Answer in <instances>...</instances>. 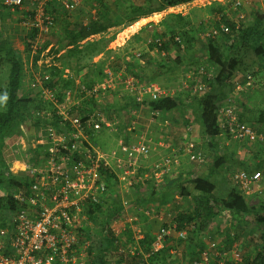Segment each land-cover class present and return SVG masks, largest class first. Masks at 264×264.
I'll use <instances>...</instances> for the list:
<instances>
[{"label":"built area","instance_id":"obj_1","mask_svg":"<svg viewBox=\"0 0 264 264\" xmlns=\"http://www.w3.org/2000/svg\"><path fill=\"white\" fill-rule=\"evenodd\" d=\"M48 1L30 0L29 7L23 0H1L3 6L20 13L23 24L29 30L27 35L32 38L27 41L31 46L28 69L33 78L32 87L41 90L43 104L47 107L32 112L33 119L39 122L38 131L29 137L27 147L23 141L19 142L25 157H34L38 161L33 163L27 158L28 161L23 159L21 171L33 183L26 189L16 186L0 193L2 197L14 201V208L5 213V225L0 227V264H91L86 236L95 230L96 218L90 219V212L93 211L92 215L95 216V206L106 201L109 196L107 175H115L119 192L137 183L143 176L150 180L154 178V173L161 178L168 176L172 168L178 165L180 155L174 150V153L146 166L151 149L145 142L127 143L119 139L118 147L111 151H105L97 145L95 137L100 131L118 133L116 117L109 107L99 102L97 84L87 87L68 72L63 73V78L72 79L73 85L63 90L60 98L56 89L49 86L50 70L58 68L55 59L60 52H52V45L42 46L55 25L54 18L44 8ZM59 1L67 12L73 11L81 2ZM250 3L251 0L232 1L237 19L244 18L242 10ZM33 29L37 30L34 36L31 35ZM165 40L155 39L153 43L161 46ZM174 40L179 42L178 37ZM36 54L38 59L34 62L32 57ZM130 58L139 60L142 53H131ZM103 72L108 85L114 83L116 76L113 74L117 73V83L137 102H142L146 97L157 99L168 96L154 82L140 81L126 71L125 66L112 73V69L106 65ZM191 75V79L188 77L181 83V89L189 90L192 96L199 98L207 89L211 73L204 66H199ZM246 81L251 84L250 76H247ZM128 112L130 117L136 113L134 109H128ZM238 113L237 106L233 104L220 108V133L240 142L264 143V134H257L252 128L241 124ZM195 147L196 143L189 140L180 150L189 155L190 162L203 161L204 156ZM29 149L37 153L29 154ZM18 173L16 171L13 174ZM230 182L244 198L263 187L261 178L238 171L231 174ZM222 217L230 218L225 211ZM120 218L122 215L118 220ZM193 227V224H189L186 228L190 230ZM171 231H176L175 224L171 229H160L156 241L161 242ZM176 235L177 239L185 241L187 230L177 231ZM113 246L119 253L125 252L117 239L113 241ZM229 250L230 255L226 251L219 252L218 241L208 234L206 247L188 264H252L250 258L239 254L236 246Z\"/></svg>","mask_w":264,"mask_h":264},{"label":"crops","instance_id":"obj_2","mask_svg":"<svg viewBox=\"0 0 264 264\" xmlns=\"http://www.w3.org/2000/svg\"><path fill=\"white\" fill-rule=\"evenodd\" d=\"M82 1L83 2H81L78 7L79 9L72 13V15H70L71 17L67 18L60 16L57 18L56 29L53 30L54 32L50 37L52 40H55V43L52 42L53 44H56L57 41L68 40L67 38L72 36V33L74 34L79 30H83L89 23V20L92 19L94 22L97 21L104 26L108 25L107 29L104 32L84 36L80 43L92 41L99 37L109 38L113 34L115 35L106 46V50L93 58V62L104 63L108 55L116 56L126 61L127 55H131V53L134 52H141V59H131L129 61V63L132 61V64L128 66L130 71L138 73V75L145 78L146 81L154 82L161 89H165L162 85L171 84L170 81L174 74H179L178 77L176 75V85L172 87L171 90H165L169 97H173L178 101V108L168 113L154 114V117L151 116V112H149V108L146 106L134 109L136 113L134 116L132 115L130 117L127 109H130L132 105L128 101L129 97L122 91L116 79V70H119L124 62L121 63L122 65L120 67L106 64L112 69V73H116L113 74L116 78L112 85L106 83L105 77L101 81L94 82L99 86V102L101 101L104 103L103 105L111 109L117 121L118 133L114 134L108 132L110 137H114L115 148L113 147L108 151L116 149L118 147L117 142L121 139L127 143L140 141L148 144L153 152L147 159L154 158V162L162 159L167 154L174 153L172 152L174 150L180 153L178 165L172 168L168 176L161 178L154 173V178L149 181L151 186H154L151 190L148 189L150 204L154 206V213H151L150 209L137 208L136 211L138 210V213L135 217L130 219V222L129 220L127 223L121 222L120 220L126 219V216L127 219H129L127 212L128 209L133 206L132 202L129 204L126 203L127 201L124 202V210L121 214L122 218L110 224L112 236L114 235L116 239H119L126 250L129 246L136 249L139 246L141 248H139V251L142 254L143 260L149 264L147 258L144 257V255H146L144 249L148 248L146 240L148 238L156 240L159 230L163 227L171 229L170 226L173 225L172 219L176 216L173 212L175 211L173 206L174 202L178 207L176 213L188 212L194 207L195 194L192 189L193 179L196 176L208 174L213 183L217 181L219 183L220 177L224 179L222 169L221 171H216L212 175L207 169L210 161H212V158L215 157L217 153L231 160V162L225 165V168L231 166L233 172H244L249 176L259 177L262 179L263 187L260 188L261 190L255 191L252 196L244 198L250 210L245 217H243V215H237L232 218L229 214L231 217V221H229L224 218L225 216L222 217L221 215L209 227V234L212 235L213 239L218 241L219 252L223 253L226 251V253L230 255L231 252L229 249L236 246L239 254L245 258L253 257L256 253L257 241L253 224L250 221L253 219V212L264 207V143L258 141L242 143L224 133H220L214 139L206 137L198 121L199 112L195 109L196 107L193 106L195 100L187 98L184 92L185 90L181 89V83L188 77H190V79L192 78L191 72L197 69V67H199L198 65L205 66L207 70L211 69L208 64L205 63L207 51L203 50V46L199 43V45L197 44L198 46L193 45L188 50L176 51V53L174 51L166 52L156 49L152 39L156 33L163 35L168 32V29H171L173 31H185V37L190 41L194 40V43L198 40L203 41L205 29L202 26L204 24L209 25L214 19L218 20L219 16L216 17L215 14L209 15L207 11L202 9L215 1L224 4L227 0H191L190 2L181 3L160 12H151L148 9H144L142 14L130 13L128 18L123 14V7L127 8V6L130 5V1L133 2L134 5L141 6L143 0H121L123 7L119 6V9H117L120 13V19L117 23L120 25L113 27L110 26V24L115 23L116 19L114 20L112 18L113 13L115 14V8L112 2H105L103 4V7L107 11L105 14L95 16V10H88L89 5L85 4V0ZM29 2V0H25L26 5L30 7L31 5L28 4ZM250 6L251 9L247 12L254 10L264 13V0H251ZM196 7L197 9H194ZM0 9L2 10L1 6ZM88 13L90 15L86 16ZM12 14V10L8 9H3L0 12V30L1 28L4 29L5 37L11 42L13 49L17 51L18 46L16 43L19 38H16L15 31L11 28V25L14 23L9 20ZM59 18L63 26L61 30L57 28V25L60 24L58 22ZM176 22L180 24L176 26ZM196 25H198L197 28L199 29L197 32L195 31ZM175 27L181 28L175 29ZM209 32L212 33L215 31L210 30ZM61 50L57 58L63 54L65 48ZM108 50L110 51L109 53H107ZM175 58L176 60L180 59V63H178V61L174 63ZM263 63L264 59H260L255 65V69L257 68L255 71H258V74L255 75V84H248L247 81L244 80L247 72L243 74L242 69H235L230 82L225 90H223L224 97L222 98L223 100L218 103V107L222 108L224 105L230 103L235 104L239 111L238 117L240 123L251 127L256 132L264 134V89L261 87L264 82ZM106 65H104V67ZM75 67L73 63L63 65L59 58L57 69H59L62 74L72 72L75 70ZM76 70H79V68ZM92 70L93 69L87 72L91 74L93 79L95 78V80H97L99 76L95 77ZM67 80L70 81V78ZM160 80L162 82H158ZM4 84L5 80H2L0 82V87H3ZM72 85L73 84H70V86ZM105 85H107V87ZM227 95L229 97H227ZM6 139L8 140V137ZM6 139L3 140V149L9 147ZM189 140H193L197 144L198 151L204 158L206 157L205 160L189 163L185 152L180 150L183 148L186 141ZM163 144L165 146H163ZM3 152L5 151H0L2 156ZM10 153L11 150L4 153L6 158L5 163L8 169L12 173H16V171L22 172V157L17 158ZM228 177L230 181V176ZM141 180H143V177H141ZM141 180L139 179L138 182ZM233 190L234 189L231 187V190L227 192L225 196L216 198H228ZM236 190L237 189L234 191ZM146 192H143L142 187L140 188L141 196H143V194L145 195ZM189 205L190 207H188ZM207 235V233L204 234V242L202 243L203 249L206 247ZM164 239L171 247L168 253L171 257L176 258L177 253L175 248L180 243V246L184 245L185 249L184 256H182L184 262L182 257H178L179 261L181 260L185 264V262L191 258L192 249L196 246L195 242L189 243L188 245L187 242L177 241L178 239L175 231H171V234L164 237ZM171 262V264H175L174 259Z\"/></svg>","mask_w":264,"mask_h":264},{"label":"trees","instance_id":"obj_3","mask_svg":"<svg viewBox=\"0 0 264 264\" xmlns=\"http://www.w3.org/2000/svg\"><path fill=\"white\" fill-rule=\"evenodd\" d=\"M23 1L24 4H26L25 0ZM80 1L83 2L82 0ZM190 1L191 0H143V4L141 6L134 5L133 2L130 1V5H128L127 8H124L121 0H115L112 2L115 8V14L113 13L112 18L114 20L116 19V22L111 23L110 26L113 27L120 25L117 23V21L120 19V13L117 10L119 9V6L123 7V14L128 18L130 13L142 14L144 9H148L151 12H160L169 7ZM232 1L233 0H227L224 2V4L215 1L202 9L207 11L209 15L218 14L219 16L218 20L214 21L215 30H217L216 33H212V38L208 39L205 44H203V42L201 44L203 49L207 51L205 63H207L211 68L208 70L212 77L210 81H207V89L201 97L198 98L192 96L189 90L184 91L188 99L195 100L193 106L196 107L195 109L199 112L198 121L202 128L203 134L209 139H214L220 134L218 121L219 110L221 107H218V103L223 100V90H225L228 83L230 82L233 71L235 69H242L243 74L247 72L244 80H246L247 76H250L251 84H255V75L258 74V71H255L257 70V68L255 69V65L258 63V60L264 59V13L254 10L247 12L249 9H251V6H244L242 10L245 13L244 18L237 19L236 13L232 9ZM85 2V4L89 5L88 10L94 9L95 16H101L107 12L103 7V4L105 2H111V0H85ZM79 5L75 7L73 11L67 12L61 6L59 0H49L44 5V8L45 11L54 18L55 25L53 28H55L58 17H71L70 15L79 9ZM0 6L2 7V10L8 9L1 4V0ZM2 10L0 9V12ZM228 10L233 12L232 14H234L235 20L228 18L226 14ZM12 12L18 14V16L20 14L17 10H12ZM89 13L86 16H89ZM30 14L32 15L33 12L31 11ZM179 24V22H176V26ZM107 26L108 25L104 26L99 22H94L92 19H90L89 23L83 28L84 31L79 30L77 33H72V36L67 38L68 40L61 43L60 48L64 47L65 50L63 54L57 58V60L59 61L60 58L63 65L73 63L76 66L75 70H73V73L76 75L75 77L79 78L81 82L87 87L93 86L95 81H101L106 76L103 72L104 65L111 64L112 66L120 67L122 65L121 63L123 62L124 63L121 67L125 66L126 71L133 74L136 78L140 79V81H145V78L138 75V73L130 71L128 67L132 64V61L129 63L131 59L130 55L126 56V61H123L124 59L121 60L116 56L114 57L112 55H108L104 63L93 62V58L106 50V46L115 35L113 34L109 38L99 37L98 39L85 41L84 43H80V41L82 38H84V36L104 32L107 29ZM180 28L181 27H175V29ZM198 30L199 29L196 28V32ZM177 31L178 30L170 32L168 31L169 33H166L168 37H164L166 40L162 42L161 46H157L155 43H153L154 47L158 50H164L166 52L174 51L175 53L176 51L178 52L181 50L190 49L194 44V40L190 41L187 39L185 37V31H182L181 33H177ZM36 33V29L31 30L32 36H34ZM175 37L179 38V42L174 40ZM31 38V36L27 35V37L24 39V41H26L24 44L27 52L26 56H24L23 53L21 54L15 51L11 46V42L5 37V35L3 36L0 33V77L4 76L3 78H5V84L3 88H0V97L3 98V101L0 103V145L3 144V140L5 138H12L14 135H17V138L23 137L26 140L29 139L31 135H27V128L34 127L36 128V131H38L37 126L39 123L31 116L32 112L34 113L35 110H41L47 107L46 104H43L44 101L42 100L43 95H41V90L38 87H32V75L29 76L31 81L29 85H27L25 81V75H27V71L29 70H27V66L31 60V46L27 41ZM47 38H49V35ZM47 38L44 41V47L52 45V52H60L61 49L55 47L52 42L48 43ZM109 52L110 51L108 50L107 53ZM37 59V54L32 57V61L34 62ZM177 61L180 63V59L176 60L175 58L174 63ZM78 68L79 70H76ZM91 69H93L92 73H94L95 77L99 76L97 80H95V78L93 79L91 74L87 72ZM119 70H116V72ZM50 75L51 80L49 82V86L52 89H56L58 97L60 98L61 92L69 87L70 84H72V79L68 81L67 79L63 78L61 71L55 67L50 70ZM59 83L62 84L61 89L58 88L60 87L58 86ZM261 87L264 89V82ZM122 91L129 97L128 101L132 105L130 109L146 106L149 108V112H151V116L153 117L154 114H164L178 108L179 103L173 97L166 96L157 99H149L146 97L142 102H137L135 98L126 93L124 89H122ZM227 97L229 96L227 95ZM231 104L233 103L226 105ZM19 128L23 130H20ZM259 133L260 132H257V134ZM195 150H199L197 144ZM0 151H2L1 147ZM32 153L35 154L37 152H31V149H29V154ZM178 157L180 158V155ZM0 158V189L2 191L11 190L16 186H24L26 189V187L30 186L29 184L33 183L32 180L28 179L24 172L13 174L8 169L1 154ZM22 158L26 159L27 157L22 155ZM186 158L189 161V155H186ZM28 160L33 163H38L34 157L29 158ZM228 162H231L229 158L216 153L215 157L212 158V161H210L209 165L207 166V169L212 175L216 171L224 168ZM189 163L195 162L189 161ZM107 178L109 182V196L106 201L95 206V216L92 215L93 211L90 212V219L93 220V218H96L95 220L97 222L98 219H100L102 225V228L94 230L93 232L91 231V233H87L86 236V240L89 241L87 253L91 264H113L111 262L112 254H117L119 257H122L121 260L123 258L126 259V255L119 253L117 248L113 246V241L116 238L112 236L111 229L109 228L110 223L120 217L124 210V206L121 203L119 195L114 194L117 185V178L115 175H113V173H109ZM149 181L151 180L143 179L140 182L133 184L134 186H138L139 188L142 187L143 190L148 191L149 186L154 188V186H151ZM192 185V189L195 194L194 207H192L188 212L178 213L172 219V222L176 225L175 232L183 229L187 230L186 242L188 245L189 243L191 244L192 242H195L196 246L194 245L195 247L192 250L195 249V252H197H194V254H196L194 258H196L203 249L202 243L204 242V234H209V227L216 221L218 217L222 215L224 211L228 213L230 212L229 214L233 218V216L237 215H243V217H245L246 214L250 212V210L245 203L242 194L238 190L234 191L236 188L233 186L232 188L234 190L228 198L217 199L215 197L216 186L215 183L211 181L209 174L196 176L193 179ZM13 203L14 201L11 198L2 197L0 194L1 212L7 213L11 208H14V205H12ZM228 220L231 221V217ZM250 222L253 224L257 241L256 253L250 258V261L252 264H264V207L253 212V219H251ZM189 224L194 225V227L190 230L186 228ZM4 225L5 223L3 221L0 227H3ZM146 241L148 248L144 249V252L146 255L148 254L147 260L149 261V264L172 263L171 261L174 258L168 254L171 247L166 243L165 239H163L161 242H158L152 238H148ZM112 248L116 249V252H110V254L106 256V251H114ZM192 253L193 252H191V254ZM136 256L131 258L132 262H129V264H138L143 260L142 254H137Z\"/></svg>","mask_w":264,"mask_h":264},{"label":"rangeland","instance_id":"obj_4","mask_svg":"<svg viewBox=\"0 0 264 264\" xmlns=\"http://www.w3.org/2000/svg\"><path fill=\"white\" fill-rule=\"evenodd\" d=\"M111 2H113V0H111ZM199 8V7H198ZM194 9H197V7L196 8H194ZM233 12H231L230 10H228L227 11V16H228V18L229 19H231V20H235V17H234V14H232ZM16 15V16H15ZM19 16H20V14H19ZM18 16V14H15V13H13L12 15H11V17H10V21H12L14 24H12L11 25V28H12V30H14L15 31V34H16V38L18 39L17 40V46H18V49H17V52H19V53H23V55L24 56H26V54H27V52H26V49H25V44L24 43H26V41H24V39L27 37V33L29 32V30H28V28H27V26H25L24 24H23V19L21 18V17H19ZM215 16L217 17L218 16V14H215ZM61 17H63V16H61ZM217 21V19H214L209 25H210V27H209V25L207 24V25H201L204 29H205V36H204V40L203 41H196L193 45L194 46H198L199 45V43H201L202 44V42H203V44H205V42L208 40V39H210V38H212L211 37V35H212V33L211 32H209L210 30H213V31H217V30H215V26H214V21ZM59 23L61 22V20H60V18H59V21H58ZM221 26V25H220ZM198 27V25H196V28ZM57 28L58 29H63V26H62V24L60 23L59 25H57ZM56 29V26H55V28H53L51 31H50V34H49V38H47V42L48 43H51V42H54L55 43V40H52L50 37L52 36V34H53V30H55ZM168 31L170 32V31H173V30H171V29H168ZM195 31H196V29H195ZM168 32V33H169ZM0 33L4 36L5 35V32H4V29L3 28H1V30H0ZM177 33H181L180 31H177ZM161 35V34H160ZM158 33H156L155 35H154V38H152L153 39V41L155 40V39H163L164 37H168V35H166V33L165 34H163V35H161L160 36ZM45 43V42H44ZM44 43H43V45L42 46H44ZM61 43H63V41L61 42V41H57L56 42V44H54V46L55 47H57L58 49H64V47L63 48H60V45H61ZM198 44V45H197ZM41 45V44H40ZM201 46V45H200ZM204 50V49H203ZM176 55V54H175ZM174 55V56H175ZM55 62H57V64H58V60H57V58L55 59ZM198 66H201V65H198ZM28 67V66H27ZM69 67V66H68ZM205 67V66H204ZM68 69H70V68H68ZM27 70H28V68H27ZM72 76H76L75 75V73H73V71L72 72H69ZM31 74H30V71L28 70L27 71V75H25V81H26V84L27 85H29V83L31 82L30 81V76ZM176 75H177V77H178V75L179 74H174V76L171 78V84H167V85H162V87H164L165 89H163V90H171L172 89V87H174L175 85H176ZM4 77V76H3ZM3 77H0V82L2 81V80H5V78H3ZM145 81H146V79H145ZM158 82H162L161 80L160 81H158ZM155 84V83H154ZM157 85V84H156ZM58 86H60V87H58L59 89H61L62 88V84L61 83H59V85ZM70 87V86H69ZM167 87H170V88H167ZM0 88H3V87H0ZM3 101V98L2 97H0V103ZM24 128V127H23ZM20 130H23V129H21V128H19ZM25 129V128H24ZM28 130H27V135H31V136H33V135H35L36 133H37V131H36V128H34V127H29V128H27ZM6 139V138H5ZM21 141H23L24 142V144L26 145V147H27V142L29 141V139H24L23 137H21V138H17V135H14V137H12V138H8V140L6 139V142H7V144H8V148L7 147H5L4 149H3V144L1 145V149L3 150V151H5V152H9L10 150H11V153H12V155H14V156H16L17 158L19 157V158H21L22 157V155L24 156L25 154L23 153V150H21V144L19 143V142H21ZM95 142L97 143V145L100 147V148H102L103 150H105V151H108V150H110V149H112L113 147L115 148V140H114V137H110V134L106 131V130H103V131H100L97 135H96V137H95ZM4 146H5V143H4ZM28 146H29V144H28ZM6 149V150H5ZM28 150V149H27ZM5 152H3V158H4V161L6 162V158H5ZM153 151H151V153H152ZM10 153V154H11ZM21 154V155H20ZM150 156H151V154H150ZM22 159H24V160H27V159H25V158H22ZM154 162V158H149V159H147V161H146V166H149L150 165V163H153ZM6 164V163H5ZM233 170V168L230 166V167H228V168H222V174H223V176H224V179H222L221 177L219 178V180H220V182L218 183V181L217 182H215V185H216V191H215V197H223V196H225L226 194H227V192H229L230 190H231V187H232V185H231V183H230V181H229V177L228 176H231V174H232V171ZM219 171H221V169L219 170ZM148 173H146V174H144V175H147ZM143 179H145V177L143 176ZM136 188H138V189H136ZM149 190H151V187L149 186ZM1 189H0V193H1ZM143 192H146V190H143ZM114 194H118L119 195V197H120V200H121V203L123 204V205H125L124 204V202H126L127 204H129V203H133V206L130 208V209H128V212H127V215H128V218L129 219H127V216L125 217L126 219H122V220H120L121 222H124V223H127V221L129 220V222H130V219H132L133 217H135L136 215H137V213H138V210L136 211V209L137 208H146V209H150V211H151V213H154V206L153 205H151L150 204V199H149V191L148 192H146V194L144 195L143 194V196H141L140 195V188L138 187V186H134V184H132L131 186H126V188H122L121 189V191H119L118 192V190L115 188V193ZM111 195H113V194H111ZM152 201V200H151ZM181 205V204H180ZM174 210L175 211H173L174 213V215H177L178 213H176L177 212V209H178V207L176 206V203L174 202ZM188 207H190V205L188 206ZM149 211V210H148ZM6 215H5V213L4 212H1L0 211V225L3 223V221H4V217H5ZM118 219V218H117ZM114 222V221H113ZM112 223V222H111ZM110 223V224H111ZM119 225V224H118ZM121 227H122V224H121ZM124 227V226H123ZM99 228H102V225H101V220L100 219H98V222L96 221V228H95V230H97V229H99ZM109 228H110V226H109ZM114 236V235H113ZM115 237V236H114ZM116 238V237H115ZM118 240V242H119V244L124 248V246L122 245V243H121V241L119 240V239H117ZM97 241V240H96ZM177 241H179V240H177ZM185 242H186V240H185ZM132 243V242H131ZM131 245V244H130ZM132 246V245H131ZM125 247H127V246H125ZM139 246L137 247V249L136 248H132V247H130L129 246V248H127V250L124 248V250H125V252L124 253H122L123 255H126V259H122L121 260V258L122 257H119L117 254L115 255V254H112V256H111V262L113 263V264H129V262H132V260H131V258L132 257H134V256H136L137 255V253L139 254V255H141V252L139 251ZM114 251H106V256H108L109 254H110V252H113V253H115L116 252V249H114V248H112ZM141 249V248H140ZM176 253H177V255H176V258H174V262H175V264H184L183 262H184V258L182 257V256H184V249H185V246L184 245H182V246H180V243H179V245H177L176 246ZM133 251V253L134 254H131V252ZM192 256H191V258L190 259H188L186 262H185V264H188L195 256H196V254H194V252H195V249L194 250H192ZM118 253V252H117ZM196 253V252H195ZM137 257V256H136ZM144 257H145V255H144ZM178 257H182V260H183V262L180 260L179 261V259H178ZM141 262H146L145 260L143 261H141ZM147 264V263H146ZM170 264V263H169Z\"/></svg>","mask_w":264,"mask_h":264},{"label":"bare ground","instance_id":"obj_5","mask_svg":"<svg viewBox=\"0 0 264 264\" xmlns=\"http://www.w3.org/2000/svg\"><path fill=\"white\" fill-rule=\"evenodd\" d=\"M141 25V24H140ZM133 27V26H132ZM134 29V28H133ZM130 33V32H129Z\"/></svg>","mask_w":264,"mask_h":264}]
</instances>
